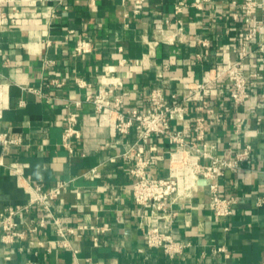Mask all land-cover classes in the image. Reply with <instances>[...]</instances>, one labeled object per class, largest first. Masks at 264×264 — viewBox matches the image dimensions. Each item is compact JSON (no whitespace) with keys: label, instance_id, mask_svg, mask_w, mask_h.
<instances>
[{"label":"crops","instance_id":"obj_1","mask_svg":"<svg viewBox=\"0 0 264 264\" xmlns=\"http://www.w3.org/2000/svg\"><path fill=\"white\" fill-rule=\"evenodd\" d=\"M179 1L146 0L144 10L135 14V0H0V73L10 94L0 132L21 139L6 153L0 146L5 163L0 164V211L29 201V193L7 166L21 162L32 185L48 190L65 184L53 200L52 213L63 225L76 228L67 234L70 246H60L50 213L34 206L17 217L27 235L8 249L0 240V264L264 262V86L253 87L250 100L236 105L231 81L222 78L216 84L218 94L210 97L214 117H208L205 134L214 151L252 146L242 168L228 170L220 179L221 194L238 200L228 220L213 212L206 182L193 196L168 205V213L177 212L170 221L148 220L152 206L137 204L132 191L135 159L123 157L139 143V129L134 125L126 135L114 133L101 123L95 105L85 100L104 87L114 90L112 100L122 98V109L136 106L143 111L157 86L174 103L175 91L201 82L208 69L226 59L242 60L248 75L258 72L264 82V0H254L255 22L246 14L250 0H183V11L176 13ZM199 1L201 9L195 6ZM260 26L253 40L240 37ZM80 38L92 42L90 52L76 54ZM75 100L82 101L81 107L76 108ZM197 106L196 101L187 103L184 119L175 122L189 140L196 135ZM72 112L79 113L81 131L80 138L72 140L73 151L63 142L65 116ZM142 145L144 156L153 160L150 174L167 176L168 138L154 134ZM42 216L48 223L30 232L33 220ZM152 222L191 246L175 257L148 247L146 232ZM104 224L108 230L96 232L95 227ZM222 245L228 256L213 252Z\"/></svg>","mask_w":264,"mask_h":264},{"label":"built area","instance_id":"obj_2","mask_svg":"<svg viewBox=\"0 0 264 264\" xmlns=\"http://www.w3.org/2000/svg\"><path fill=\"white\" fill-rule=\"evenodd\" d=\"M202 1L197 2L195 6L201 9L203 7ZM145 3L146 0H135L134 13L140 14L144 10ZM185 5V1L180 0L176 5V13L182 12ZM257 6L258 3L254 0L246 3V14L251 22H255L253 14ZM262 28V26L251 27L242 32L240 37L247 41L253 40ZM260 48L264 50V44H261ZM91 50L92 42L90 40L80 38L77 41L76 54L88 53ZM222 78H228L231 81L234 87L231 95L236 105H242L250 100L253 87L264 86V82L258 80L261 78L260 73L254 72L252 77L249 76L242 60L232 62L226 59L224 62L208 69L201 82L194 86L184 84L182 90L175 91L172 94L174 103L167 100L164 91L160 87H153L147 97L149 107L143 111L136 106L122 109V98L118 96L113 100L111 98L115 94L113 89L103 87L86 95L85 100L95 105L101 123L109 125L114 133L126 135L134 125L139 129V143L127 150L123 157H133L135 159L130 168V173L134 179L132 191L137 204H150L152 206L148 220L170 221L171 216L176 215L177 212L168 213V205L174 204L181 198L193 196V191L201 185V180H204L208 185L210 204L215 215L228 220L234 214L238 200L235 196H223L221 194L220 179L226 171L237 172L242 168V162L249 158L252 146L246 144L242 148L236 149V152L228 149L223 153H217L214 151L215 147L206 140V121L208 117H214V110L209 104L210 97L218 94L219 89L216 84ZM79 85L86 84L79 82ZM191 101L198 102L197 109L200 113L195 118L196 135L194 139L189 140L187 132L177 128L175 122L184 119L185 105ZM81 104V100H75L76 108L81 107ZM9 105V83L0 73V118ZM250 114L251 111L247 112L246 118ZM258 120L261 121V118ZM65 121L63 142L73 151L74 144L72 140L81 136L79 113L67 114ZM154 134L166 136L171 146L169 173L165 177H153L148 169L153 160L144 156L142 143ZM20 141V138H15L8 132H0V146L5 153L12 144ZM0 164H5L4 157H0ZM25 165L21 162H13L7 165L9 170L16 175L18 183L29 193L30 198L26 204L9 205L0 211V240L2 245L8 249L18 239H23L27 232L19 229L17 217L29 213L34 206H42L44 211L50 213V224L57 230L59 245L70 246L67 234L74 233L76 228L63 225L60 217L52 213L53 200L59 197L65 184L60 183L48 190L40 184L32 185L30 178L25 174ZM47 223L46 217L42 216L37 222L33 220V226L29 231L36 232L39 227L45 226ZM79 228L84 229L86 226H80ZM224 229L228 230L229 226H225ZM95 230L98 233L105 232L108 230V224L96 226ZM146 244L148 247L164 249L170 257L184 253L191 246V242L174 238L168 230H161L153 225V222L147 226ZM213 252H224L226 256L229 255L228 249L223 245L214 247ZM77 254L78 251L75 249L74 255L77 256ZM70 264L82 263L74 260Z\"/></svg>","mask_w":264,"mask_h":264},{"label":"water","instance_id":"obj_3","mask_svg":"<svg viewBox=\"0 0 264 264\" xmlns=\"http://www.w3.org/2000/svg\"><path fill=\"white\" fill-rule=\"evenodd\" d=\"M200 183H205V181H204V180H201ZM205 184H206V183H205Z\"/></svg>","mask_w":264,"mask_h":264}]
</instances>
